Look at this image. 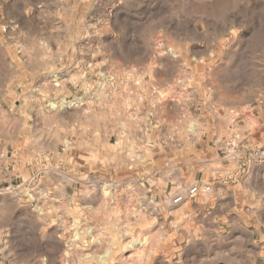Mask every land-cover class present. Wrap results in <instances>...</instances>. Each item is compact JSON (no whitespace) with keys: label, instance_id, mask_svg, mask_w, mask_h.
<instances>
[{"label":"clouds","instance_id":"clouds-1","mask_svg":"<svg viewBox=\"0 0 264 264\" xmlns=\"http://www.w3.org/2000/svg\"><path fill=\"white\" fill-rule=\"evenodd\" d=\"M0 264H264V0H0Z\"/></svg>","mask_w":264,"mask_h":264}]
</instances>
